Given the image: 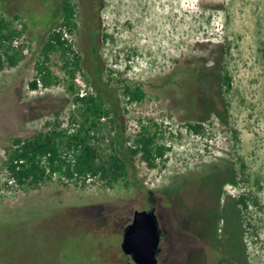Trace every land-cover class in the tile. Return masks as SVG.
I'll use <instances>...</instances> for the list:
<instances>
[{
  "label": "rangeland",
  "instance_id": "1",
  "mask_svg": "<svg viewBox=\"0 0 264 264\" xmlns=\"http://www.w3.org/2000/svg\"><path fill=\"white\" fill-rule=\"evenodd\" d=\"M3 1L27 32L23 60L0 71V163L14 139L33 137L54 119L65 123L71 99L57 53L48 65L61 83L30 87L48 31L61 21L59 0ZM73 2L80 30L68 39L87 75L95 73L93 31L97 64L117 92L128 134L157 125L171 151L154 170L138 159L142 191L47 183L10 193L0 170V264H118L134 213L149 206L160 223L159 264H264V0ZM223 66L233 79L227 113L214 79L196 77ZM76 85L89 91L83 79ZM123 85L141 87L145 100L129 103ZM188 123L204 124V134ZM239 163L249 181L236 187ZM244 190L260 201L249 210V229L235 205Z\"/></svg>",
  "mask_w": 264,
  "mask_h": 264
},
{
  "label": "trees",
  "instance_id": "2",
  "mask_svg": "<svg viewBox=\"0 0 264 264\" xmlns=\"http://www.w3.org/2000/svg\"><path fill=\"white\" fill-rule=\"evenodd\" d=\"M5 6L6 1H3L0 4V71L15 68L23 60L25 46L21 39L27 32L26 25L21 29L17 27L21 23L20 15H9ZM56 8V16L61 21L48 31L42 50L43 59L36 64V76L30 87L35 91L39 86L49 88L61 83L48 65L51 55L59 54L71 93L69 117L65 123L55 119L46 122L44 129L33 137L13 140L6 149V159L0 163L5 178L3 188L16 192L38 189L47 183L82 189L96 184L107 188L121 184L128 190L142 191L137 161L140 159L152 170L164 165L171 151L163 142L167 133L156 125L154 131L144 128L134 136L128 134L117 92L109 80H104V72L96 61L95 55L99 52L96 34L90 31V59L95 73L88 76L84 56L68 39V36L79 33L80 6L73 0H59ZM229 51L228 47L227 53ZM208 75L214 79L220 92L218 97L226 105H222V110L227 113L229 104L226 98L233 88L232 76L223 66L217 72H198L196 77L201 82ZM78 79L89 85V91L81 93L76 85ZM123 96L129 103H141L146 93L141 87L123 85ZM186 128L197 135L204 134L206 130L202 123H188ZM239 165L241 171H235L231 181L236 187L249 181L245 164ZM259 202V197L250 190L240 192L235 199L243 224L248 229L252 227L249 210L258 208ZM147 209L155 208L149 206ZM121 256L117 263L129 264L131 260L122 249Z\"/></svg>",
  "mask_w": 264,
  "mask_h": 264
},
{
  "label": "water",
  "instance_id": "3",
  "mask_svg": "<svg viewBox=\"0 0 264 264\" xmlns=\"http://www.w3.org/2000/svg\"><path fill=\"white\" fill-rule=\"evenodd\" d=\"M160 244L161 229L156 209L136 211L124 232L122 252L131 256L135 264H159Z\"/></svg>",
  "mask_w": 264,
  "mask_h": 264
},
{
  "label": "flooded vegetation",
  "instance_id": "4",
  "mask_svg": "<svg viewBox=\"0 0 264 264\" xmlns=\"http://www.w3.org/2000/svg\"><path fill=\"white\" fill-rule=\"evenodd\" d=\"M129 258H130V260H131V263H132V264H135L133 258H132L131 256H129ZM157 258H158V255H157ZM158 262H159V261H158ZM129 263H130V262H129Z\"/></svg>",
  "mask_w": 264,
  "mask_h": 264
},
{
  "label": "built area",
  "instance_id": "5",
  "mask_svg": "<svg viewBox=\"0 0 264 264\" xmlns=\"http://www.w3.org/2000/svg\"><path fill=\"white\" fill-rule=\"evenodd\" d=\"M50 120H52V119H50ZM49 120V121H50ZM3 182L5 183V178H4V176H3ZM10 185L12 184V183H9ZM8 192H10V193H12V191L11 190H7Z\"/></svg>",
  "mask_w": 264,
  "mask_h": 264
}]
</instances>
